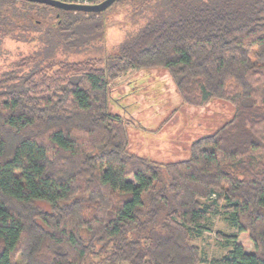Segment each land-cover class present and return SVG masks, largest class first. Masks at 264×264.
Wrapping results in <instances>:
<instances>
[{
  "label": "trees",
  "instance_id": "16d2710c",
  "mask_svg": "<svg viewBox=\"0 0 264 264\" xmlns=\"http://www.w3.org/2000/svg\"><path fill=\"white\" fill-rule=\"evenodd\" d=\"M129 2L144 24L75 62L106 11L0 0V44L40 46L0 69V264H203L195 241L217 216L237 233H217L230 250L211 264H264V0ZM157 69L179 106L231 109L175 162L132 150L172 114L146 128L112 96L121 74Z\"/></svg>",
  "mask_w": 264,
  "mask_h": 264
},
{
  "label": "rangeland",
  "instance_id": "374dc122",
  "mask_svg": "<svg viewBox=\"0 0 264 264\" xmlns=\"http://www.w3.org/2000/svg\"><path fill=\"white\" fill-rule=\"evenodd\" d=\"M78 1L81 2L80 4H89L87 0ZM82 1L86 2L82 3ZM129 1L116 2L103 13L104 16L101 19L103 22L100 25L104 27V34L101 41L98 39V42L93 43L89 48L68 54L66 58L75 62L89 59L104 62L106 56L115 54L119 46L145 22L144 18L135 14V8ZM99 21L100 19L96 21L98 25ZM38 49L40 46L36 44L31 46L7 39L3 44H0V59L3 62L0 69H8L11 62L18 61L21 57L30 55ZM57 55H61V52ZM112 88V96L119 99L124 106L133 105L130 107L133 116H137L146 128L156 125L155 129H159L162 123L164 124L162 121L172 114L167 119L168 124L155 135L153 140L150 139L152 135H150L149 129L143 132L144 135L133 130L135 133L132 135V150L160 163L186 159L185 149L188 146H184L183 143L192 141L203 133L212 132L216 129L218 121L221 123L231 114L230 107L225 103L212 105L208 108L209 111L179 106L172 81L164 69L131 70L121 74L112 83ZM162 103L165 104L163 108H161ZM168 114L169 116L166 117ZM209 227V230L195 241L202 249L205 259L203 264H211L213 259L223 257L230 250V246L226 245V240L221 242L218 239L219 231L226 236L237 233L236 229L231 227L221 216L213 218ZM238 239L247 252L254 251V245L247 234L239 235Z\"/></svg>",
  "mask_w": 264,
  "mask_h": 264
},
{
  "label": "water",
  "instance_id": "95a60500",
  "mask_svg": "<svg viewBox=\"0 0 264 264\" xmlns=\"http://www.w3.org/2000/svg\"><path fill=\"white\" fill-rule=\"evenodd\" d=\"M25 1L48 5L63 11L83 12L86 14H90V13L99 14L105 12L118 0H103L102 2L97 4L68 3L60 0H25Z\"/></svg>",
  "mask_w": 264,
  "mask_h": 264
}]
</instances>
